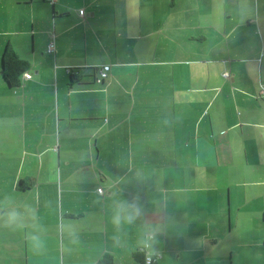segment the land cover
Here are the masks:
<instances>
[{
  "label": "crops",
  "instance_id": "0c3cea01",
  "mask_svg": "<svg viewBox=\"0 0 264 264\" xmlns=\"http://www.w3.org/2000/svg\"><path fill=\"white\" fill-rule=\"evenodd\" d=\"M261 87L264 0H0V264H264Z\"/></svg>",
  "mask_w": 264,
  "mask_h": 264
},
{
  "label": "trees",
  "instance_id": "16d2710c",
  "mask_svg": "<svg viewBox=\"0 0 264 264\" xmlns=\"http://www.w3.org/2000/svg\"><path fill=\"white\" fill-rule=\"evenodd\" d=\"M27 68L28 62L19 58L10 46H5L1 57V74L4 80L12 86L19 84L20 76ZM135 255L142 264H146L145 253L141 249ZM155 262L156 260H153L149 264H154ZM97 264H112L111 254H103Z\"/></svg>",
  "mask_w": 264,
  "mask_h": 264
},
{
  "label": "built area",
  "instance_id": "2783aa9c",
  "mask_svg": "<svg viewBox=\"0 0 264 264\" xmlns=\"http://www.w3.org/2000/svg\"><path fill=\"white\" fill-rule=\"evenodd\" d=\"M49 1L53 2L54 0H49ZM83 11H84L83 8H80L78 10V12L80 14H83ZM49 49H52V44H49ZM109 70H110V64L109 63H103L100 66H98L97 67V74L95 76V81L96 82H103L107 78ZM23 73H24L23 75H24L25 78H30L31 77V73L30 72L24 71ZM259 95L264 100V87L260 88ZM101 190H102V188L99 187L98 191H101ZM158 256H159V254L146 253L145 254L146 264H149L153 260H156Z\"/></svg>",
  "mask_w": 264,
  "mask_h": 264
}]
</instances>
